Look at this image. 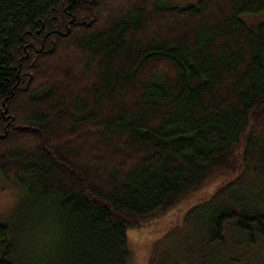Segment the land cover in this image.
I'll use <instances>...</instances> for the list:
<instances>
[{"label":"trees","instance_id":"obj_1","mask_svg":"<svg viewBox=\"0 0 264 264\" xmlns=\"http://www.w3.org/2000/svg\"><path fill=\"white\" fill-rule=\"evenodd\" d=\"M179 1L0 0V264H264V0Z\"/></svg>","mask_w":264,"mask_h":264},{"label":"rangeland","instance_id":"obj_2","mask_svg":"<svg viewBox=\"0 0 264 264\" xmlns=\"http://www.w3.org/2000/svg\"><path fill=\"white\" fill-rule=\"evenodd\" d=\"M169 1V0H168ZM195 0H181L179 2L182 3H192ZM171 3H174L171 1ZM246 21L250 24H257L259 21L264 19V13L262 14H254V15H247L245 17ZM255 176L251 178L249 181L252 183V179H254ZM254 184V183H253ZM23 193V192H22ZM22 193L21 188L18 189L17 186L13 182H9L5 179H0V217L2 220L9 219L16 209V207L19 206L22 200ZM135 239L133 240V243L136 242L137 245H134L135 247H138V257L136 256V263L135 264H148L147 257L148 256V249L150 246V243L146 238L148 237L147 234L141 232L140 234L135 235ZM149 240H152L151 237H148Z\"/></svg>","mask_w":264,"mask_h":264}]
</instances>
